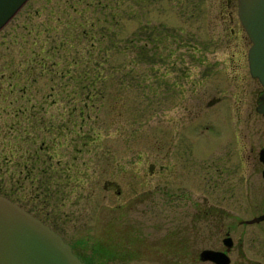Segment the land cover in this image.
<instances>
[{
    "label": "rangeland",
    "instance_id": "obj_1",
    "mask_svg": "<svg viewBox=\"0 0 264 264\" xmlns=\"http://www.w3.org/2000/svg\"><path fill=\"white\" fill-rule=\"evenodd\" d=\"M123 1L131 43L110 48L108 62L97 51L106 97L96 108L79 109L92 79L67 60L62 0H28L0 31V194L84 264H215L200 260L206 248L264 264V221L241 223L264 213V87L250 73L238 0ZM44 44L57 56L29 75L23 51Z\"/></svg>",
    "mask_w": 264,
    "mask_h": 264
},
{
    "label": "water",
    "instance_id": "obj_2",
    "mask_svg": "<svg viewBox=\"0 0 264 264\" xmlns=\"http://www.w3.org/2000/svg\"><path fill=\"white\" fill-rule=\"evenodd\" d=\"M28 0H0V31ZM239 19L252 42L248 52L250 73L264 87V0H238ZM264 114V102L257 107ZM264 164V148L260 150ZM264 178V168L262 170ZM264 214L247 220L253 224ZM227 248L234 244L230 233L223 240ZM201 261L230 264L226 250L206 248ZM0 264H84L73 247L54 228L7 196L0 194Z\"/></svg>",
    "mask_w": 264,
    "mask_h": 264
},
{
    "label": "trees",
    "instance_id": "obj_3",
    "mask_svg": "<svg viewBox=\"0 0 264 264\" xmlns=\"http://www.w3.org/2000/svg\"><path fill=\"white\" fill-rule=\"evenodd\" d=\"M64 4V8L66 9V14H68L69 18L62 19V22L65 27H67V32H64L62 43L63 47L68 49V57L67 60H71L76 67L74 69L75 71H78V68L81 64H85V74L86 78L90 80V84H85V87L87 88L84 95L86 97H82L79 101H82L81 108L86 110L90 107L96 108L98 106L97 101L99 100V96L101 95L103 98L106 97V90H100L98 91L97 88V78H100V71L97 70V66L93 65L94 61L97 60L98 56L97 51H101V48L104 50V53H106L104 56L101 55V59L103 62H108V59L104 58L107 56V52L110 48L114 47L116 49H121V45L125 43V46L127 48L128 44L131 43L129 39H127L125 34L123 33V29H120L121 24V15H119V10H122L123 7H125V1L123 0H62ZM124 5V6H123ZM107 10H110L108 12L109 18L103 19L99 13L103 12L105 13ZM116 11V12H114ZM92 13L93 16L88 15V13ZM97 14V15H96ZM61 18H59L60 21ZM64 20V21H63ZM110 25H114L116 27H119L117 29L116 33H108V30L111 28ZM98 30V32L96 31ZM108 40V45L105 46V40ZM45 45L40 50L33 49L30 55V53L27 50H24L25 52V61H28L26 64V69L28 71V74L34 72V66L33 62L37 59L42 64V67H47L48 61L56 58L58 48H52L51 46L49 48ZM66 45V46H65ZM76 45H79V48L75 47ZM81 45V46H80ZM101 47V48H100ZM99 48V49H97ZM125 48V49H126ZM66 49V50H67ZM76 49V50H75ZM75 50V53L81 52L76 57L71 56V52ZM102 52V51H101ZM37 54V56H35ZM52 58V59H51ZM64 58V57H63ZM12 61V60H10ZM44 61V63H42ZM14 62V61H12ZM124 63L122 62L121 65ZM55 66V64L52 63V67ZM8 69L10 70V73L8 76H11L13 78V73L15 72L12 63L9 64ZM69 71V77L74 79H78L77 82L81 85L82 77L80 76L79 72L76 74H72L73 70L71 68H68ZM30 71V73H29ZM89 74L92 76V78H89ZM6 76V74H4ZM8 96V94H6ZM84 102V103H83ZM29 159H32V157H28ZM30 162H25L24 168L27 169V171L31 170L29 168ZM34 163V162H33Z\"/></svg>",
    "mask_w": 264,
    "mask_h": 264
},
{
    "label": "flooded vegetation",
    "instance_id": "obj_4",
    "mask_svg": "<svg viewBox=\"0 0 264 264\" xmlns=\"http://www.w3.org/2000/svg\"><path fill=\"white\" fill-rule=\"evenodd\" d=\"M262 102H264V93H262V95L261 94H259V101H258V104H257V106H256V111L258 112V114H260V115H262V116H264V114L263 113H260L258 110H257V107L259 106V104L260 103H262ZM189 112V114L190 115H194L195 113H194V111H188ZM239 112V111H238ZM236 150H237V148H236ZM235 152H237V151H235ZM233 153V152H232ZM231 155V154H230ZM230 157V156H229ZM259 159H260V152H259ZM227 160H228V158H227ZM263 168H264V164H263ZM263 170V169H262ZM173 171H174V168H173ZM112 186H113V184H112ZM114 186H116L115 184H114ZM162 191H163V194L162 195H164V189H162ZM120 192V191H119ZM121 193V192H120ZM119 193V194H120ZM223 211V210H222ZM224 212V211H223ZM211 214H212V208L210 209V211H205L204 212V215L205 216H208V215H210L211 216ZM262 214H264V213H262ZM262 214H260V215H262ZM260 215H258V216H260ZM258 216H255V217H253V218H250V219H254V218H256V217H258ZM205 218H208V217H205ZM250 219H242L241 220V223H243V224H248V223H246V221L247 220H250ZM264 220H262V221H260V222H263ZM256 223H259V222H256ZM254 224V223H253ZM227 233H230V231H228Z\"/></svg>",
    "mask_w": 264,
    "mask_h": 264
}]
</instances>
